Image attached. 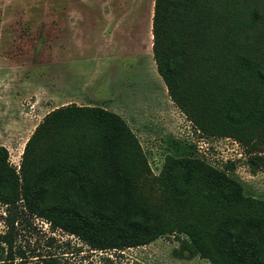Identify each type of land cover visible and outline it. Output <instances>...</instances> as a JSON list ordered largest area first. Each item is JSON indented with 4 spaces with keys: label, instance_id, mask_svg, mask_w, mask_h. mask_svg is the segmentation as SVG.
<instances>
[{
    "label": "trees",
    "instance_id": "trees-1",
    "mask_svg": "<svg viewBox=\"0 0 264 264\" xmlns=\"http://www.w3.org/2000/svg\"><path fill=\"white\" fill-rule=\"evenodd\" d=\"M150 33L156 72L196 128L240 140L264 132V0H152ZM62 136L72 161L59 155ZM89 142L97 153L88 162L76 160ZM75 160L91 172L84 173L76 199L61 186L77 168ZM145 171L138 142L118 114L68 104L34 127L17 170L0 146V203H19L26 216L68 232L89 256L107 262L112 253L173 235L177 257L264 264V253L246 235L264 227V200L244 194L224 170L186 154H166L154 180L137 183ZM144 186L158 193L156 201L141 196ZM1 239L6 252L0 264H24L14 263L10 240ZM39 264L59 263L47 255Z\"/></svg>",
    "mask_w": 264,
    "mask_h": 264
},
{
    "label": "rangeland",
    "instance_id": "rangeland-1",
    "mask_svg": "<svg viewBox=\"0 0 264 264\" xmlns=\"http://www.w3.org/2000/svg\"><path fill=\"white\" fill-rule=\"evenodd\" d=\"M151 15L152 0H0V146L8 164L18 169L25 141L52 109L98 107L118 114L135 136L147 167L137 183L154 180L166 154H186L224 170L244 194L264 200V132L240 140L195 127L156 72ZM65 142L66 136L57 140L59 155L72 161L64 155ZM81 151L76 160L88 162L97 145ZM76 160L72 177L61 183L74 199L84 173L91 174ZM140 194L151 202L158 196L145 186ZM167 211L178 213L172 205ZM246 235L264 253V227ZM3 236L14 263L39 264L52 255L59 264H211L198 255L177 257L173 235L112 253V262L99 260L73 235L26 216L19 203H0V259L6 252Z\"/></svg>",
    "mask_w": 264,
    "mask_h": 264
}]
</instances>
